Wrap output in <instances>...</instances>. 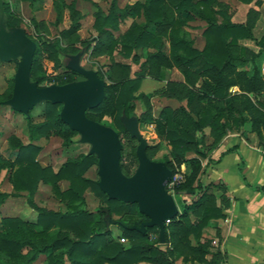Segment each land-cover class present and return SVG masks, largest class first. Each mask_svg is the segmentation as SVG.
<instances>
[{
    "label": "trees",
    "instance_id": "16d2710c",
    "mask_svg": "<svg viewBox=\"0 0 264 264\" xmlns=\"http://www.w3.org/2000/svg\"><path fill=\"white\" fill-rule=\"evenodd\" d=\"M24 1L33 4L38 0ZM242 1L250 3L253 0ZM4 2L9 26L19 27L21 18L14 15L8 0ZM117 2L111 0L108 11L95 19V49L101 48L110 54L116 50L125 58L132 56L134 61L138 58L136 50L151 47L154 51L146 52V73L138 72L135 77L106 83L103 101L87 115L113 127L122 141L124 135L129 136L122 117L129 116L134 100L144 96V93L136 92L149 70L156 64L178 67L189 86L187 105H166L157 118L149 112L148 116L142 114L139 119L142 122L154 121L168 138L175 162L168 158L164 161L172 174L183 164L186 166L183 178L175 183V190H197L191 194L194 198L190 202L183 200L181 212L167 223L165 248L157 246L149 239L152 231L159 232L158 226H148L144 233L130 228L132 225L140 226L149 219L140 212L138 203L110 198L100 188L99 179L85 176L92 165L98 164L95 154L87 152L69 158L54 171L50 166L40 165L38 144H25L16 138L11 143L16 151L15 159L10 162L0 157V169L14 168L11 174L14 191H0V207L10 196H18L26 191L29 203L37 208L38 214L36 221L23 220L18 216L0 217V264H32L41 254H47V264H178V259H182L183 264H217L220 252L210 251L211 241L204 236V227L211 219L223 214L214 204L208 187L200 181L202 159L207 157L208 151L227 130L239 129L247 122L252 124L253 131L264 143V35L255 40L258 51L239 42L241 39H254L255 21L251 18L258 14V10L250 8L247 21L239 23L231 19L226 9L216 8L219 0H144L123 8H119ZM255 3L259 4L260 0ZM54 5L57 20L63 18L64 8L68 7L71 25L62 30L60 36L44 38L39 42L35 40L37 48L32 79L39 85L45 79L40 75L43 68L40 53L46 52L50 59L60 61V55L70 51L63 46L62 37L77 32L83 17L75 0L69 4L65 0H54ZM131 16H142L143 21L133 22L127 31L115 36L114 31H118L126 18ZM198 17L206 22L203 31L206 42L202 49L195 47L193 41L183 33L189 20ZM91 46L89 42L86 49ZM102 69L104 66L98 69L100 76ZM49 81L64 84L75 81V78L67 74L66 79L56 76ZM233 86H238L240 91L231 92ZM12 92L6 98H10ZM44 104V120H28L31 141L54 131L67 134L76 132L61 119V103L45 101ZM105 115L113 118V124L103 121ZM207 127L211 129L215 142L207 141ZM122 143L121 165L124 172L129 174L122 162L126 151ZM132 152L137 157L136 148ZM190 152L193 155L189 156ZM62 179L69 181L65 190H60L58 186ZM41 183L53 185L54 193L64 201L66 210L48 209L35 204L33 198ZM88 187L101 199V204L94 210L83 207ZM108 215L118 223L128 243L113 237ZM157 239L159 241L160 237ZM207 255L212 258L207 259Z\"/></svg>",
    "mask_w": 264,
    "mask_h": 264
},
{
    "label": "rangeland",
    "instance_id": "374dc122",
    "mask_svg": "<svg viewBox=\"0 0 264 264\" xmlns=\"http://www.w3.org/2000/svg\"><path fill=\"white\" fill-rule=\"evenodd\" d=\"M12 6L14 15L21 18L20 26L31 36L32 39L40 41L44 38H54L60 36L64 29H68L71 25V19L68 7L64 8L63 18L57 20V11L55 9L54 0H38L30 4L24 0H8ZM73 0H65L66 4L71 3ZM119 8H123L127 4H133L135 1L144 0H117ZM253 0L250 3L243 2L242 0H219L216 8H224L231 15L232 20H240L244 18V14L248 10V6L260 8L256 16L251 19L255 21L253 28L254 39L240 40L241 45H246L254 51H258V46L255 40H259L264 35V0H260L259 4ZM5 5V2L3 0ZM243 3V4H242ZM76 7L82 13L80 20L81 26L77 32L71 33L62 37V44L69 49L65 55H60V61L52 60L48 57L46 52H41L42 70L41 76H44V81L40 85H50L56 83L49 81L52 77L61 76L63 79L67 78V74L74 76L75 80H83L85 76L72 70L68 64L73 61V56L79 54V63L83 68L92 69L98 72L101 66L102 76H100L106 83H113L126 78L135 77L138 72L146 73L144 68L146 52L154 51L153 48L138 49L137 60L134 61L132 56L125 58L121 56L116 50L110 54L104 49H95L97 41L93 38L97 35V27L94 25L96 17L101 13H106L110 7L111 0H75ZM246 19V18H245ZM142 22L143 17H128L123 22L118 31H114L115 36H120L127 31L133 22ZM206 27V22L202 19L195 18L189 20L185 25L184 35L193 41L194 46L203 48L205 45V36L203 31ZM166 36V35H165ZM91 42L90 49H86L87 44ZM152 67L147 77L142 82L141 88L136 94L144 93L143 97H138L134 100L130 115L128 118L138 119L139 128L143 136L148 142V153L154 160L164 161L168 158L172 163L175 162L171 153V146L168 138L160 132L159 127L154 121H140L142 114L148 116L149 112L152 113L154 118L159 116L161 109L169 105L177 107L180 104L186 105L187 92L189 90L188 84L185 83L182 72L178 67H165L161 66ZM18 68L17 60L10 62L0 61V101L7 99L6 97L13 90L14 76ZM74 71L75 73H71ZM99 74V73H98ZM58 84V83H57ZM148 112V113H147ZM45 118V104L41 102L31 112L30 116L14 110L11 106L0 104V157L12 162L15 159L16 151L11 146V143L18 138L23 143L27 144L34 142L40 146L38 153V160L42 166H50L54 171H57L61 165L69 158L78 157L81 154L90 152L91 145L80 141V134L77 132L67 134L66 132H51L48 136L39 137L35 141H31L28 132V120L33 122H41ZM104 122L113 124V118L110 115H105ZM124 135L122 141L126 146L125 156L122 160L129 174L132 175L138 168V157L133 155L132 149L139 145L138 138L131 135ZM211 142H215L214 136H211ZM189 156L193 155L192 152L188 153ZM137 158V159H136ZM14 168L3 167L0 169V191L12 192L14 191L11 174ZM124 171V170H123ZM184 168L181 166L177 169L175 174L168 185V191L171 193L179 207L182 206L185 198H192L191 194L185 192H178L175 190V180L177 175H183ZM126 174V173H125ZM85 176L94 180L100 179L98 172V164L92 165ZM60 190H65L69 186V181L62 179L58 182ZM86 202L84 208L94 210L101 204L100 197L95 194L91 187L86 188L85 192ZM35 204L43 206L48 209H61L66 210L67 206L55 193L53 185L50 183H41L37 193L33 198ZM37 208L29 203L28 193L23 191L21 195L10 196L0 207L1 216H18L23 220L36 221ZM109 228L115 239H120L121 242L128 243L127 240L122 241L123 231L119 227L115 219L109 215ZM160 231H152L150 233V241L160 247L165 248V238L158 241ZM170 246V244H168ZM178 264H183L177 261ZM32 264H47V254H41ZM69 264V263H67ZM140 264H159L151 262H141ZM186 264H194L187 262Z\"/></svg>",
    "mask_w": 264,
    "mask_h": 264
},
{
    "label": "water",
    "instance_id": "95a60500",
    "mask_svg": "<svg viewBox=\"0 0 264 264\" xmlns=\"http://www.w3.org/2000/svg\"><path fill=\"white\" fill-rule=\"evenodd\" d=\"M36 48V41L23 27L9 26L3 0H0V61L17 60L18 63L12 96L1 100L0 104L9 105L30 116V112L41 102L61 103V119L80 134L81 142L91 145L89 153L98 158L100 188L110 198L138 203L140 212L149 218L140 226L132 225L130 228L144 233L148 226H158L160 237L164 240L167 221L180 213L175 197L167 188L172 178L171 168L165 161L149 157L148 142L140 131L138 119L124 115L122 120L125 128L139 140L136 150L138 168L132 175L125 174L121 165L123 143L119 133L87 115L88 111L103 101L105 81L97 71L83 68L77 54L68 66L85 76V79L39 85L32 79Z\"/></svg>",
    "mask_w": 264,
    "mask_h": 264
},
{
    "label": "crops",
    "instance_id": "0c3cea01",
    "mask_svg": "<svg viewBox=\"0 0 264 264\" xmlns=\"http://www.w3.org/2000/svg\"><path fill=\"white\" fill-rule=\"evenodd\" d=\"M248 7L243 19L233 21L246 22L250 8L260 10ZM230 91L240 90L233 86ZM206 134L211 142L209 127ZM202 165L200 181L208 187L223 214L204 227V236L211 241L210 251L220 252L217 264H264V143L252 124L247 122L239 129L227 130L202 159ZM182 166L185 170L186 166ZM192 198L185 199L190 202Z\"/></svg>",
    "mask_w": 264,
    "mask_h": 264
},
{
    "label": "built area",
    "instance_id": "2783aa9c",
    "mask_svg": "<svg viewBox=\"0 0 264 264\" xmlns=\"http://www.w3.org/2000/svg\"><path fill=\"white\" fill-rule=\"evenodd\" d=\"M262 71H263V73H264V60H263V64H262ZM183 178V175L182 174H180V175H177V177L175 178V180L174 181H172V183H175V182H177V181H179L180 179H182ZM170 183V182H169ZM169 185V184H168ZM170 220H168L167 222H169ZM126 240V238H122V241H125Z\"/></svg>",
    "mask_w": 264,
    "mask_h": 264
}]
</instances>
